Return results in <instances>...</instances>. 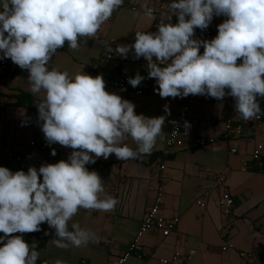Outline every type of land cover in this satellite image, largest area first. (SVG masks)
Here are the masks:
<instances>
[{
	"label": "clouds",
	"instance_id": "1",
	"mask_svg": "<svg viewBox=\"0 0 264 264\" xmlns=\"http://www.w3.org/2000/svg\"><path fill=\"white\" fill-rule=\"evenodd\" d=\"M123 3L0 0V59L27 70L32 94H44L36 107L47 144L72 149L67 160L29 167L27 172L0 166V264H37L36 245L12 234L41 231L43 223L54 229L56 247L87 246L95 234L72 223L73 217L79 209L111 212L118 200L101 199L104 181L86 165L111 154L118 160L151 154L164 134L166 116L136 114L131 101L106 91L102 75L92 77L81 70L70 76L50 67L58 49L67 43L77 50L80 38L96 37ZM168 7L177 23L161 21L156 32H135L133 44L117 45L119 56L127 58L131 52L137 60L144 58L161 98L230 96L243 120L264 116L258 99L264 98V0H172ZM142 8L152 16L147 4ZM219 16L226 19L214 38H195L196 29L206 30ZM144 79L136 74L128 83L135 88ZM164 111L170 115L167 104Z\"/></svg>",
	"mask_w": 264,
	"mask_h": 264
},
{
	"label": "crops",
	"instance_id": "2",
	"mask_svg": "<svg viewBox=\"0 0 264 264\" xmlns=\"http://www.w3.org/2000/svg\"><path fill=\"white\" fill-rule=\"evenodd\" d=\"M171 2L172 0H137L139 10L125 6L114 11L96 37L79 39L80 47L77 50H72L68 45L65 49H58L50 67L67 71L70 76L81 70L92 77L102 75L106 81V69L99 58L111 47L108 45L110 39L131 45L135 42L137 31L156 32L161 21L177 23V17H171L169 11ZM144 4L148 7L155 6L151 17L144 14ZM160 5H165V9H160ZM221 18L222 16L214 17V23L217 24ZM195 38L203 40L198 29L195 30ZM85 39L88 42H81ZM200 52H203L202 47ZM141 59L143 58L135 59L130 52L122 62V71L136 70ZM28 76L27 70H22L12 62L8 71L0 78V166L13 172L18 169L3 159L4 153L19 150L30 140H36L40 146L51 151L55 149L59 161L67 160L72 151L59 144L48 145L45 141L36 107L44 94H32ZM156 88L158 85L153 81L146 87L143 95L117 94L131 101L138 115L166 116L162 126L164 134L162 138H157L151 154L129 160H118L115 154H111L107 160L101 157L95 164L86 165L89 171H96L104 181L101 199L112 196L118 200L111 212L79 209L73 217L71 222L92 231L95 239L83 247L58 248L52 242L55 231L47 223H43L38 232L12 234L22 235L30 245L37 244L39 235L44 237L36 246V251L40 253L37 264L45 261L47 264H54L56 260H62L65 264H80L81 259H86V264H109L132 243L146 211L154 203V188L158 186L163 190V213L167 216L178 215L180 222L169 236L160 233L144 235L142 243L148 255L143 259L131 256L125 264H159L162 257L190 249H196L197 254L187 264H253L242 259L239 251H256L259 254L264 252V172L253 170V167L248 171L241 170V157L249 158L254 150L246 138L236 142L222 138L225 119L228 116L240 117L234 106L190 103L187 118L192 133L213 136L217 141L202 148L187 145L164 156L162 151L167 137L186 98H161L154 91ZM22 93H29L34 97L31 106L18 104ZM26 100L25 97L24 101ZM166 104L170 115L164 111ZM128 144L135 148L131 139ZM231 148H236L237 152L230 153ZM153 154L158 157L152 158ZM37 156H41V153L37 152ZM153 165H158L161 170L160 181L152 177ZM225 166L230 167L226 188L231 191L235 200L233 211L229 215L220 209L218 190L207 197L205 207L198 203L204 199L205 187L213 184L215 176ZM45 232L49 235H45ZM227 244L234 248L223 250L222 247Z\"/></svg>",
	"mask_w": 264,
	"mask_h": 264
},
{
	"label": "built area",
	"instance_id": "3",
	"mask_svg": "<svg viewBox=\"0 0 264 264\" xmlns=\"http://www.w3.org/2000/svg\"><path fill=\"white\" fill-rule=\"evenodd\" d=\"M129 6L133 10H139L137 0H124L123 5L119 8ZM152 13L155 12V6L148 7ZM160 9H165V5H160ZM118 10V9H117ZM226 17L222 16L220 21L215 24L214 19L210 23L206 30L201 31L198 29L203 40H211L218 33L217 26L222 23ZM108 48L99 58L101 65L106 69L107 77L105 85L107 91L110 93H129L131 95H143L146 87L153 81L152 78H148L147 61L143 58L140 60L136 70L122 71V62L125 58L119 56L116 51L117 45L121 43L115 39H110ZM2 55V53H0ZM155 59V58H154ZM12 61L10 59H0V78L4 72L8 71ZM136 74H140L145 77L141 84L137 87H132L128 83L129 77H135ZM212 103V104H226L229 106L235 105V100L226 96L223 100H216L215 98L206 97L203 95H189L186 97V103L182 106L180 111L177 113L175 123L169 132L164 149L162 151L164 156H169L175 152L176 149L184 148L187 145L202 148L211 145L217 141L216 137L194 135L191 128H185L184 124L188 116L190 103L192 102ZM264 110V108L262 109ZM264 116H257L251 120H243L242 118H233L228 116L224 121V131L222 134L223 139H241L246 138L249 142L254 145V150L250 157L242 156V171H248L250 167H255L261 161L264 156ZM37 152L41 153V156H37ZM51 150L47 147L40 146L36 140H30L19 150H8L4 153L3 159L11 164L18 170L26 171L29 167H39L43 164H54L59 161L57 155L53 156ZM236 148H231L230 153H236ZM230 171L229 166L223 167L218 174L215 176L212 185L205 187L204 199L198 203L201 207L206 206L207 197L215 190L220 193L219 206L221 211L229 215L234 208L235 200L230 190L226 188L227 174ZM264 172L263 170H260ZM152 177L156 181L161 180V170L158 165L152 166ZM42 180V177H41ZM155 200L153 205L146 211L140 228L134 237L132 243L128 249L119 257L109 262V264H125L131 256H136L140 259L145 258L148 253L142 243L144 235L148 233H160L163 236H169L173 230L177 227L180 222L178 215L167 216L162 211V197L163 190L160 186L154 188ZM3 236V233H0ZM44 237L39 235L37 238V244L43 241ZM2 244H0L1 246ZM233 245L227 244L222 247L223 250L232 249ZM197 254L196 249H190L186 252H174L169 257H162L159 259V264H187ZM242 259L248 260L253 264H263L261 254L256 251H239ZM86 259H81L80 264H86Z\"/></svg>",
	"mask_w": 264,
	"mask_h": 264
},
{
	"label": "trees",
	"instance_id": "4",
	"mask_svg": "<svg viewBox=\"0 0 264 264\" xmlns=\"http://www.w3.org/2000/svg\"><path fill=\"white\" fill-rule=\"evenodd\" d=\"M88 42V39H85L81 42ZM67 47V44H65V46L62 49H65ZM27 98L26 101H24V98ZM259 99V103H260V107L261 109L264 108V98H258ZM34 100V97L32 95H30L29 93H22L19 96V100H18V104L22 105V106H31L32 102ZM158 155L157 154H153L152 158H157ZM253 170H263L264 171V156L262 157L261 161L257 164V166L253 167ZM261 258L263 260V264H264V252L261 253Z\"/></svg>",
	"mask_w": 264,
	"mask_h": 264
},
{
	"label": "rangeland",
	"instance_id": "5",
	"mask_svg": "<svg viewBox=\"0 0 264 264\" xmlns=\"http://www.w3.org/2000/svg\"><path fill=\"white\" fill-rule=\"evenodd\" d=\"M192 103H202V102H196V101H194V102H192ZM234 110H235V108H234ZM185 122H188V118L186 119V121ZM263 136H264V133H263ZM238 139H231V141H234V142H236ZM250 145H251V148H253L254 149V145L250 142L249 143Z\"/></svg>",
	"mask_w": 264,
	"mask_h": 264
}]
</instances>
